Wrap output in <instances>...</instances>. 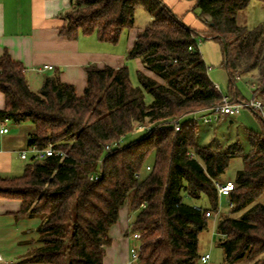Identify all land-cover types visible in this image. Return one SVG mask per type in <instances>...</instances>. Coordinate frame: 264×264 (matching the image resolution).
Segmentation results:
<instances>
[{"label":"trees","instance_id":"obj_1","mask_svg":"<svg viewBox=\"0 0 264 264\" xmlns=\"http://www.w3.org/2000/svg\"><path fill=\"white\" fill-rule=\"evenodd\" d=\"M186 1L200 10L201 31L162 0H75L63 17L62 36L95 35L117 45L134 28L139 8L150 14L153 21L139 32L128 58L140 59L157 79L138 71L139 86L127 66L90 65L81 97L58 74L46 77L35 92L22 63L9 54L0 58L6 99L0 122L32 124L29 148L54 150L43 162L32 158L21 177H0V199L20 200V216L40 220L41 246L22 261L104 264L111 230L127 207L129 236L140 235V264H202L199 237L219 208L216 183L226 182L221 178L231 160L241 158L244 168L228 197L231 215L220 216L217 224L219 246L226 264H264V120L257 117L261 133L246 132L249 152L239 143L225 150L198 144L197 117L222 104L224 96L196 41L200 34L220 41L230 87L238 78L257 77L253 95L264 105V27L238 24V13L253 0ZM140 126L151 130L124 145Z\"/></svg>","mask_w":264,"mask_h":264},{"label":"crops","instance_id":"obj_2","mask_svg":"<svg viewBox=\"0 0 264 264\" xmlns=\"http://www.w3.org/2000/svg\"><path fill=\"white\" fill-rule=\"evenodd\" d=\"M74 1L0 0V58L9 54L14 61L22 63L32 90L42 87L46 77L58 74L61 82L74 86L81 97L88 84L86 67L90 65L114 69L127 66L129 70L133 66L137 71L156 78L144 68L140 59L128 58L138 31L124 32L117 45L102 43L95 35H80L75 40L62 36L63 17L72 11ZM183 21L186 23L185 19ZM202 29L201 25L197 30ZM45 66L54 69L46 70ZM215 85L220 91V86ZM5 108L6 99L0 92V111ZM246 111L257 117L252 111ZM238 116L222 118L218 124L223 120L234 124ZM25 130L23 133L9 129V133L0 135V177H21L23 165L33 158L28 139L34 126L29 125ZM258 130L260 132L261 128ZM24 152H27V160L21 159ZM29 154H32L31 158ZM21 209L20 200L0 199V264H40L22 261L41 244L38 233L40 220L21 217ZM123 216L121 213L120 221L111 230L112 245L107 250L104 264L129 263L130 249L134 244L129 236V220L123 222L126 218Z\"/></svg>","mask_w":264,"mask_h":264},{"label":"rangeland","instance_id":"obj_3","mask_svg":"<svg viewBox=\"0 0 264 264\" xmlns=\"http://www.w3.org/2000/svg\"><path fill=\"white\" fill-rule=\"evenodd\" d=\"M164 4L171 10V12L177 16L185 19V22L193 29H200L202 23L200 21V10L194 9V3L186 0H162ZM238 24L241 26L248 27L249 29H254L258 27H264V4L259 1L253 0L247 7V9L238 13L237 16ZM153 21V17L145 12L143 8H139L136 15L135 26L132 32H142L145 28ZM203 26V25H202ZM204 27V26H203ZM129 31H126L128 33ZM200 52L205 61L207 67L209 68V77L213 83L220 86V92L226 98H238L239 100H251L253 99V91L256 85L259 84L257 77L254 79L249 76H244L236 79L234 85L230 87V80L223 65L225 62V57L223 53V45L220 41L213 38H208L201 40L199 39ZM130 78L134 86H139L137 70L133 66L130 68ZM43 86V85H42ZM42 87H34L33 91L39 92ZM146 104H151L152 97L148 92H145ZM192 117V116H191ZM191 117L185 118L183 121L191 119ZM200 119V120H199ZM199 124L198 132V144L205 147H216L223 150L227 149L234 143H239L241 148L246 152H249L251 145L247 138V130L253 131L255 133H261L263 130L262 122L255 116L249 114L248 111H243L237 119H235L234 124H230V121H222L220 124H204L201 117H197ZM7 127L11 131H21L25 133V129L30 123L23 124L21 127L14 126L12 123H7ZM261 128L260 132L258 129ZM145 135V130H139L125 139H123V144L128 145L131 142L140 140ZM32 157V154H29ZM154 157L151 156L149 165L153 163ZM32 163L30 159L23 166V172L25 166ZM244 168V163L241 158H234L231 160L230 166L228 167L226 173L222 176L221 181L235 180L237 172ZM188 203H196L195 201L186 198ZM264 202V200H263ZM200 204L199 202H197ZM231 206L228 197L219 198V208L216 213L212 215L209 219L208 228L201 233L199 237V251L201 255L210 254L212 257L213 264H226L225 255L223 249L219 246L222 237L217 233V224L220 216L231 215ZM125 218L123 222L129 220V214L127 207L122 209L121 212ZM135 215H132L134 218ZM233 216V215H232ZM135 244V241H131Z\"/></svg>","mask_w":264,"mask_h":264},{"label":"built area","instance_id":"obj_4","mask_svg":"<svg viewBox=\"0 0 264 264\" xmlns=\"http://www.w3.org/2000/svg\"><path fill=\"white\" fill-rule=\"evenodd\" d=\"M199 39L204 40L208 39L205 35L200 34L196 37L197 45L199 46ZM192 50V48H190ZM44 69L46 70H53L52 66H45ZM252 89H254L252 87ZM249 110L252 111L257 117L264 120V105L261 100L256 97H253L251 100H239L238 98L234 103H231L230 100L226 97L223 98L222 104L219 106L214 107L211 110L205 111L203 116L201 117L204 124H212L218 123L222 118L225 117H236L242 111ZM0 135H5L9 133V129L7 127L8 120L4 119L0 122ZM175 130H180V120H176L174 122ZM139 130L149 131L151 130L150 127H139ZM29 150L33 153V158L37 161L43 162L47 157L52 156L54 153L53 147L49 146L47 149L40 150L37 146H32ZM27 152L21 154L22 160H27ZM90 180H98L97 176H92ZM216 189L218 192L219 197H229L230 194L235 190V183L234 181H226V182H217ZM209 217L210 214H207ZM131 240L135 241V246L131 247L130 249V258L128 264H140V255H141V246L139 245L140 235L139 234H132ZM1 260V257H0ZM212 257L210 254H205L201 257L202 264H213Z\"/></svg>","mask_w":264,"mask_h":264}]
</instances>
